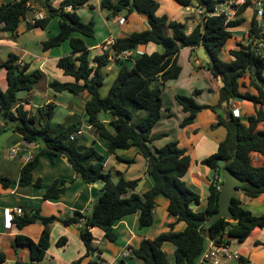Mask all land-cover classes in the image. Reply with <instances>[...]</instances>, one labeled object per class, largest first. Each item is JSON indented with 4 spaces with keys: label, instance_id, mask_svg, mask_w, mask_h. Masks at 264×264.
Segmentation results:
<instances>
[{
    "label": "trees",
    "instance_id": "obj_1",
    "mask_svg": "<svg viewBox=\"0 0 264 264\" xmlns=\"http://www.w3.org/2000/svg\"><path fill=\"white\" fill-rule=\"evenodd\" d=\"M176 1L183 6L192 5L196 1L197 5L204 9L202 13L204 18L202 20L199 18L201 14L197 16L198 23L191 32L187 31L184 22L172 20L168 15H158L160 3L157 0H102L101 7L110 18L136 8L147 16L151 25L148 30L117 38L112 46L116 53L149 42H155L163 48L162 52L143 53L131 67L123 61L106 96L100 93V87L104 83L101 69L109 63L111 53L105 50L102 54L95 55L93 58L95 65L91 64L90 50L83 36L93 37L95 24L93 20L84 22L76 11L88 0H62L59 7H55L52 0H15L0 5L2 29L12 34H16L20 21L26 17L35 2L46 9L47 16L36 20L34 24L28 23L29 28L34 26L45 28L52 17H59L60 30L44 42V48L58 46L66 40L70 41L72 52L62 56L57 65L66 74L74 76L77 82L55 80L50 86L57 91L69 90L76 96L87 91L89 98L85 103V109L88 132L107 139L111 154L138 146L146 159L148 173L156 181L155 185L144 193L136 191L139 178L127 179L121 175L118 181H114L111 172L105 169L104 155L95 146L87 145L83 134L71 138V135L81 128V122L52 121L55 114L54 103L39 107L36 116H32L23 104L16 106L18 92L31 91L43 73L40 69L29 71V66L21 65L18 62L20 57L11 53L8 59L0 64V67L3 66L7 70L8 81L6 90L0 87V119L5 121V125L0 126V132L6 127L20 132L25 147L40 144L39 137L44 141V146L40 147L33 158L22 167L20 184L38 187L41 185V178L34 181L33 169L40 156L47 154L52 160L58 156L68 157L76 172L81 173L86 182L90 184L102 182L104 190L91 213L75 211L73 215L60 218L54 215L44 216L35 211L33 214L14 218L19 227L33 224L38 220L45 225L38 240L23 234L17 235L14 245L28 246L31 260H18L15 264H43L42 260L50 246L49 225L55 221L79 226L86 253L73 264H84L87 257L89 264H104L102 250L94 243L93 228H101L105 236L114 241L117 238L114 225L127 215L138 213L139 226L141 228L151 226L157 206L156 197L159 194L169 198V216L175 218V221L169 223V231L153 239L143 238L138 247H127L130 254L141 264H197L206 249V240H212L216 244L231 243L232 240L243 242L254 228L264 227V215H255L245 208L237 193L231 204L233 216L211 222L212 214L219 208V186L223 181L221 174L223 167H229L240 178L238 191H243L251 198L264 193V163H255L253 157L255 153L264 154V128L260 127L261 123H264V51L248 40L239 41L237 46L230 50L232 58L226 59L222 56V51L232 37L230 29L242 23V19L226 21L223 14H212L216 6L225 0ZM251 4H253L251 0H245L235 7L238 13H241ZM69 6L73 8L72 11L67 10ZM203 22L205 29L201 31ZM261 22L257 20L255 7L252 26L249 29L252 41L260 42L264 36V24ZM166 28L171 30L170 35L166 33ZM74 33L82 36H73ZM201 46L206 49L209 56L207 69L223 83L219 90V105L224 101L229 103L232 99H245L255 105L256 112L249 116L246 123L227 108L222 112L217 105L198 103L195 95L199 90H195L192 95L176 94L178 102L188 113L181 123L182 126L192 123L201 110L211 108L219 112L218 122L212 127L223 125L227 129V136L219 143L217 152L202 161L216 171L219 179L213 180L209 186L207 207L202 211H195L192 204L200 201V194L183 178L190 166L189 154L185 148L178 145L177 140L167 142L162 147L154 146L153 141L163 135L152 134V128L161 116L162 92L167 81L176 79L182 71L178 62L180 50L183 47H191L195 52ZM254 74L259 76L262 84L254 78ZM246 77L250 79L249 86L244 80ZM81 80L83 84L78 82ZM102 112L111 115L112 128L100 119ZM134 112L138 113L137 121H134ZM220 158L225 161L223 167L219 165ZM118 159L128 163L134 162V158ZM61 182L64 180L56 179L46 190L45 198H59L66 190L64 186H59ZM0 183L4 187H10L12 180L0 175ZM180 221H184L186 227L181 231H175V224ZM66 242L67 237L63 236L57 244L63 246ZM166 242H171L175 246L174 263H170L163 248ZM4 259V254L0 253V263ZM117 264L126 262L121 259Z\"/></svg>",
    "mask_w": 264,
    "mask_h": 264
},
{
    "label": "crops",
    "instance_id": "obj_2",
    "mask_svg": "<svg viewBox=\"0 0 264 264\" xmlns=\"http://www.w3.org/2000/svg\"><path fill=\"white\" fill-rule=\"evenodd\" d=\"M13 1L15 0H0V5ZM157 1L160 3L157 10L158 15H168L172 20L184 22L188 32H191L197 25V16L199 15L196 13V1L189 6H183L176 0ZM244 1L240 0L238 4H242ZM251 1L254 4V0ZM61 2L62 0H52L55 7H59ZM101 2L102 0H88L76 11L84 22L93 20L95 24L94 36H83L90 50L91 64L95 65L93 60L95 55L102 54L105 50H109L111 53L109 63L101 69L104 75V83L100 87V93L102 96H106L123 61L131 67L143 53L162 52L163 48L155 42L139 44L127 51V58L115 59L117 53L112 49L111 39L116 40L133 32L148 30L151 25L147 16L140 13L136 8L133 11H123L110 18L107 12L102 9ZM253 4L235 17V19H242V23L230 29L232 37L229 38L222 51V56L226 59L232 58L230 50L237 46V42L249 38V29L255 14V5ZM67 10L72 11L73 8L69 6ZM38 13L47 16L46 9L35 2L26 17L20 21L16 34L4 31L3 25L0 24V64H3L11 53H14L20 57L19 60L29 66V71L40 69L43 73L31 91L21 90L18 92L16 106L23 104L32 116H36L39 107L54 103L55 114L52 119L54 123L81 122L85 143L95 146L104 155L105 169L108 170L107 166L110 165L117 171V176L124 175L127 179L139 178L136 191L138 193L148 191L155 185L156 181L148 173L146 159L140 153L138 146L121 149L118 150L117 154H111L107 139L88 132L89 126L86 122L85 109V103L89 98L88 92L85 91L76 96L69 90L57 91L50 86V83L55 80L77 82L74 76L66 74L57 65L62 56L72 52V46L70 41L66 40L58 46L44 48V42L59 32L60 21L59 17L55 16L50 19L45 28L36 26L29 28L28 23L33 24L32 20ZM257 20L259 19L257 18ZM165 31L169 35L172 33L169 28H166ZM73 36L82 35L74 33ZM199 48L195 52L191 47H183L180 50L178 62L182 71L176 79L167 81L162 92L161 116L152 128V134L163 135L153 141L154 146L162 147L167 142L177 140L178 145L185 148L186 153L189 154L190 166L183 178L191 188L200 194V201L192 204L195 211H202L207 207L209 186L213 180L219 179L216 171L202 161L217 152L219 143L227 136V129L223 125L212 127L218 122L219 112L211 108L201 110L192 123L182 126L181 123L188 113L178 102L176 94L192 95L195 90H199V93L195 95L198 103L217 105L222 112L227 108L246 123H248L249 116L256 112L255 105L245 99H232L229 103L224 101L219 105V90L223 84L222 80L210 74L207 69V61L209 60L198 56ZM107 80H109V84L103 91V86ZM244 80L249 86L250 79L246 77ZM78 82L84 83L82 80ZM0 87L3 90L8 87L7 70L3 66L0 67ZM100 119L109 128H112L109 113H100ZM3 125H5V121L0 119V126ZM260 127L264 128V123H261ZM23 143L22 134L11 127H6L0 132V175L12 180L10 187H4L0 183V253L5 256L4 261L0 264H15L18 260L30 261L29 247L15 246V239L17 235L23 234L38 240L45 227L40 220L24 227H19L14 219L9 224L5 217L6 209L14 207L23 209V214H16L14 218L33 214L35 211H39L44 216L54 215L60 218L73 215L75 211L91 213L97 202L98 193L103 189L102 182L94 184L86 182L76 172L72 163L68 162V157L58 156L52 160L47 154L40 156L39 162L33 169V179L35 181L41 178V185L39 187L34 185L22 186L20 184L21 169L29 161L28 154L30 152L35 154L41 147V144H34L11 157L10 149L18 144L23 145ZM118 157L123 159L134 158V162L128 163L118 159ZM253 157L255 163H264V154L255 153ZM56 179L64 180L59 186H64L65 192L59 198H45L46 190ZM235 193L238 194L245 208L251 210L255 215H264V193L255 198L247 196L243 191H236ZM156 201L154 222L151 226L141 228L138 213L127 215L115 223L114 229L117 238L114 241L109 240L101 228H93L94 243L102 250L104 264H117L121 259H124L126 264H141L131 254L123 257L124 249L129 246L138 247L143 238L153 239L170 230L169 223L175 221V218L170 217L168 212L170 200L165 195L159 194ZM49 227L50 246L42 260L43 264H73L74 261L85 255L86 246L80 237L78 225H66L61 221H55ZM185 227L186 223L180 221L175 224L174 230L181 231ZM63 236L67 237V242L63 246H59L57 242ZM230 244L240 250L246 261L253 264H264V227L254 228L243 242L232 240ZM211 245L212 240H206L205 248L207 249ZM163 248L167 252L170 263H174L175 246L171 242H166ZM236 263L235 260H228L224 264ZM84 264H89L88 257L85 258Z\"/></svg>",
    "mask_w": 264,
    "mask_h": 264
},
{
    "label": "built area",
    "instance_id": "obj_3",
    "mask_svg": "<svg viewBox=\"0 0 264 264\" xmlns=\"http://www.w3.org/2000/svg\"><path fill=\"white\" fill-rule=\"evenodd\" d=\"M239 1L240 0H225L216 6L212 14H215V15L223 14L226 17V21L233 20L238 14L237 8L235 6L239 5L238 4ZM254 5L257 9V18H259L258 21H262L261 23L264 24L263 0H254ZM203 12H204L203 7L197 5L196 13L199 15V14H202ZM44 17H45L44 14L38 13L37 16L32 20V23L34 24L36 20L43 19ZM122 21H124V19H122ZM115 41H116L115 39H111V43L114 44ZM248 42H251L252 44H254V46L255 45L259 46L260 48H262V51H264V36H262V39L260 42L252 41L249 37ZM127 51H122L120 53H117L115 56V59L127 58ZM18 62L21 65L24 64L21 60H19ZM80 134H83V129L81 128L75 131L71 135V138H75L77 135H80ZM25 149L26 147L21 144L15 145L10 149V156L14 157L17 154L23 152ZM33 156L34 154L30 152L28 154V160H31ZM220 187L221 185L219 186V189ZM16 214H19V215L23 214V209L21 207H14V208H8L5 210V217L9 224L14 219V216ZM128 254H130V250L128 248H125L122 256H127ZM244 259L245 258L242 257L240 250L234 248L230 243L216 244L215 242L212 241L211 247L204 250L197 264H224L225 261H228V260H235L237 262L236 264H253L252 262L246 261Z\"/></svg>",
    "mask_w": 264,
    "mask_h": 264
},
{
    "label": "water",
    "instance_id": "obj_4",
    "mask_svg": "<svg viewBox=\"0 0 264 264\" xmlns=\"http://www.w3.org/2000/svg\"><path fill=\"white\" fill-rule=\"evenodd\" d=\"M203 18H204V14H201L200 19L202 20ZM204 29H205V24L203 22L201 24V31H204ZM198 56L202 59L209 60L208 53L203 46L199 48ZM254 70H255V66L253 67V71ZM254 78L259 82V84H262L257 74H254ZM39 139H40L41 147H43L44 141L41 140V137H39ZM68 162L71 163L69 159ZM218 162L219 165L222 167L225 165V161L222 158H220ZM78 174L81 176V173ZM221 174L223 176V181L219 193V208L215 213L212 214L211 222H216L221 218H229L233 216L231 211L232 199L235 195V192L238 191L237 186L241 183L240 178L229 167H223L221 170ZM103 192H104L103 189L99 191L97 200L100 199Z\"/></svg>",
    "mask_w": 264,
    "mask_h": 264
},
{
    "label": "rangeland",
    "instance_id": "obj_5",
    "mask_svg": "<svg viewBox=\"0 0 264 264\" xmlns=\"http://www.w3.org/2000/svg\"><path fill=\"white\" fill-rule=\"evenodd\" d=\"M258 19H259V18H258ZM196 68L198 69V67H196ZM108 84H109V80H107V81L105 82V85L103 86V91H105V89H106V87L108 86ZM137 112H140V113H141V112H143V111H137ZM137 112H134V121H137V119H138V113H137ZM107 169H108V171L111 172L113 180H114V181H118L119 178L121 177V175H118V176H117V171H116L114 168H111L110 165L107 166Z\"/></svg>",
    "mask_w": 264,
    "mask_h": 264
}]
</instances>
